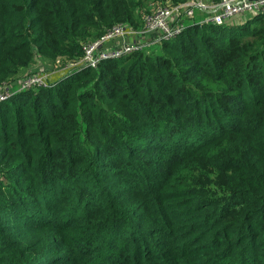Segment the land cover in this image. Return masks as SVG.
Returning a JSON list of instances; mask_svg holds the SVG:
<instances>
[{"label":"trees","instance_id":"16d2710c","mask_svg":"<svg viewBox=\"0 0 264 264\" xmlns=\"http://www.w3.org/2000/svg\"><path fill=\"white\" fill-rule=\"evenodd\" d=\"M180 1L0 0V83L47 76L0 100V264H244L248 252L250 264H264V13L188 26L158 53L102 59L49 87L53 69L82 60L112 26L141 27L156 6ZM205 16L196 9L192 20ZM241 131L250 155L235 148ZM243 169L250 182L238 184L231 177ZM159 189L163 202L193 205L182 210L191 220L182 239L158 228L157 209L144 211L155 210L150 225L137 206L124 208L130 196L150 205ZM39 229L75 230L69 251L53 249L55 236L36 245L28 233Z\"/></svg>","mask_w":264,"mask_h":264},{"label":"rangeland","instance_id":"374dc122","mask_svg":"<svg viewBox=\"0 0 264 264\" xmlns=\"http://www.w3.org/2000/svg\"><path fill=\"white\" fill-rule=\"evenodd\" d=\"M192 1H196L198 2L199 0H192ZM206 2H210V1H214V0H204ZM149 13V12H148ZM249 14H238V15H235L234 17H232L231 19H228L226 20V22H228L229 24L231 25H237V24H240V22H242ZM144 16L142 17V20H143ZM225 22V23H226ZM136 24H138V21L136 22ZM224 24V22H223ZM139 25V24H138ZM222 25V24H221ZM135 29L134 32H131L130 33V40L132 41H136V42H140L142 44H146V43H149L153 40H155L157 37H158V34L157 32H153V36H149L148 33H144L142 35V40L139 39V37L137 36V31L139 30V27H134ZM176 38V37H175ZM174 39V38H173ZM120 40V39H119ZM114 43L115 41H110V42H107L105 43L103 46H102V49L103 50H108L110 49L111 47L114 46ZM160 44V43H159ZM156 45H152L149 47L148 50L145 51V53H147V55L149 53H158L160 50V46ZM100 46V47H101ZM62 59L59 58V57H55V59L52 61V63H59L61 62ZM43 65L45 64V62L42 63ZM47 67H51V63L50 65H47ZM34 68H31V71H33ZM57 70L59 71L58 74L56 75H50V77H52L54 79V81H49V83H51V85L49 87H53L54 85H56L59 81H61V77L67 73V70L66 69H53V72L56 73ZM26 74V72L24 73H20L19 75H17V78L21 79L24 75ZM43 77H45V79L47 78L46 75H43ZM65 77V76H64ZM15 79L13 80H5V81H2L0 84H3V87L0 88V92H5L8 94V96L6 97L9 98L13 95H15V93L17 91H22V90H25L24 88H22V86L20 85L18 88L17 87H13L12 85H9L10 83H13ZM209 82V79L208 78H203L202 79V83H207ZM48 83V85H49ZM223 83L221 84V87H223ZM239 93V92H238ZM240 97L241 99H248L250 98V92L248 89H244L243 91L240 92ZM4 99V100H6ZM230 112V111H229ZM250 112V110H249ZM248 113H246L247 115ZM246 115L242 118H245ZM242 139H243V142L242 143H239L235 146V148L238 150V154L239 153H242V154H248L250 155V142H249V137H250V133H246V132H243L241 131L240 134H239ZM240 136H239V139H240ZM248 137V139H247ZM154 139L158 138L160 139V136H154L153 137ZM241 144V145H240ZM238 154H232V153H228L229 156H232V155H238ZM251 156L253 158H257V155L254 151H251ZM250 161L252 160H248L247 164L248 166H250ZM219 172L222 171V169L220 168L218 170ZM247 175H250L249 172H245ZM233 176L231 177V179L234 181V182H238V184L240 182H250V176L247 178V176L244 174V169L239 171V170H236L234 172V174H232ZM227 180H226V177L223 176L221 178H217V177H204L203 178V182H215L217 184H222V183H225ZM168 187V186H167ZM175 187V186H174ZM172 187V188H174ZM172 189H169L168 191H171ZM158 193V196L159 198L158 199H155V202L152 201V203L149 205H145L144 204V200H146L148 203L150 201H148V198H143V201L140 200L139 197L137 196H130L125 204H124V208L126 207H135L137 206V208L135 209V211H137V213H140V214H143L144 211L148 210V209H157L161 214H160V219H162V224L159 225L158 228H160L161 230H163L164 232H168L169 236L171 235H174L176 236L177 238V235H181V238L186 236L185 234L187 233V229H188V225L190 224V219L187 218L188 217V214L184 213L182 210L184 209H191V207H193L192 203L191 202H188V201H185L183 199H185V197L183 198H166L167 200H169L168 202H163V197L167 194L164 193V190L163 189H159V191L157 192ZM6 195V193H5ZM165 200V199H164ZM176 203V204H175ZM65 205H68V203L66 202ZM64 207V206H62ZM128 209H131V208H128ZM127 209V210H128ZM15 213H17L19 216H18V219L19 220H22L24 219L23 218V214H24V211L22 209H16L14 210ZM132 212H133V209H132ZM201 213H202V210H201ZM190 214V213H189ZM144 218V222L145 223H148V224H152L153 223V217L156 216L155 215V210L152 214H147V212L144 213V215H142ZM153 226V225H152ZM66 232H70L69 234H66ZM45 230V231H42V230H32L30 231L28 234H31V237L35 238L38 242L36 243L37 244H41V243H46L47 240L52 236H55L54 239H56V244L54 245L53 249H55L57 252L61 253V251H63L62 249H65L64 250V253L66 251H69L68 247L66 246L69 242V238L67 237V235L71 236L73 235V233L71 231H75V230ZM200 229L198 230H192L190 231L189 235H193V234H197L199 233ZM258 233H261L260 231ZM53 234V235H51ZM155 239L154 240H159V237L158 235L156 234V236L154 237ZM188 238V236H187ZM177 240V239H176ZM196 242H202L203 239H196L195 240ZM82 243L81 240H78L74 245H72V250L76 247L78 248V245H80ZM246 243V238L245 239H240L235 245L231 244V249L235 251V253L238 251V253H240V251L243 249L244 245ZM248 245V243H247ZM173 246L174 248H180L179 246V243L178 242H173ZM223 245H221L222 247ZM258 248V247H256ZM54 252V251H52ZM72 252V251H71ZM204 252V249L202 248H199L197 250H193L190 252V257L189 259H187L188 261H195V260H198L199 258H197L201 253ZM51 253V251L49 252ZM68 253V252H67ZM79 258V257H78ZM48 258L46 255L43 256V258L41 260H39L40 263H43L44 261H46ZM72 260H69V259H66L64 264H73L71 262ZM89 261L87 260V256L86 257H80L79 259V262L78 263H74V264H87ZM244 264H250V252H248L245 256V261H244Z\"/></svg>","mask_w":264,"mask_h":264},{"label":"built area","instance_id":"2783aa9c","mask_svg":"<svg viewBox=\"0 0 264 264\" xmlns=\"http://www.w3.org/2000/svg\"><path fill=\"white\" fill-rule=\"evenodd\" d=\"M196 9L205 13V18L199 21L192 20ZM246 13L250 15L264 13V0H217L210 2L183 0L168 6H156L144 16L143 25L137 31L140 40H142L144 33L153 36V32H157L158 37L155 40L146 44L132 41L130 40V33L134 32V27L124 24L114 25L101 38L86 44L82 60L66 68L67 73L64 75L78 68H95L102 59L120 58L133 52L146 50L152 45L156 46L162 41L175 38L188 26L209 22L221 25L235 15ZM110 41H115L114 46L108 50H103L102 46ZM44 80L46 79L43 75H31L22 81L21 86L27 89L32 85L43 84ZM7 96V93L0 92V100L6 99Z\"/></svg>","mask_w":264,"mask_h":264},{"label":"bare ground","instance_id":"6f19581e","mask_svg":"<svg viewBox=\"0 0 264 264\" xmlns=\"http://www.w3.org/2000/svg\"><path fill=\"white\" fill-rule=\"evenodd\" d=\"M253 18V17H252ZM243 24V23H242ZM245 25V24H244ZM235 33V32H234ZM237 33V32H236ZM231 34V33H230Z\"/></svg>","mask_w":264,"mask_h":264}]
</instances>
